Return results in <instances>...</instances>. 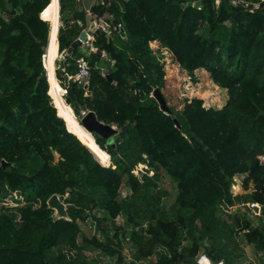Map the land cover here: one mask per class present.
<instances>
[{
    "label": "trees",
    "instance_id": "16d2710c",
    "mask_svg": "<svg viewBox=\"0 0 264 264\" xmlns=\"http://www.w3.org/2000/svg\"><path fill=\"white\" fill-rule=\"evenodd\" d=\"M59 5L67 19L57 34L62 53L88 25L81 0ZM56 6L55 0H0V264H101L84 255L87 246L125 264V240L136 261L198 264L205 255L212 264H234L240 232L263 253L264 264V1L93 0L90 27L108 14L112 26L123 23L126 37L94 33L97 50L76 45L56 60V77L64 82L65 74L76 73L77 58L88 61V92L69 79L65 99L116 126L111 144L69 131L52 103L50 95L68 108L57 100L53 74L48 92L42 64L49 24L58 26ZM153 41L192 79L205 70L227 90L226 102L205 107L194 97L180 110L162 111L151 95L165 82ZM53 49L49 37L47 54ZM93 145L104 157L92 153ZM138 164L146 166L139 176ZM162 173L176 188L168 211ZM237 176L240 194L231 190ZM124 184L129 198L120 195ZM52 195L66 204L60 216L48 204ZM136 197L143 209L134 205ZM238 202L259 205L258 225L246 213L228 211ZM88 217L101 237L81 233L77 221Z\"/></svg>",
    "mask_w": 264,
    "mask_h": 264
},
{
    "label": "rangeland",
    "instance_id": "374dc122",
    "mask_svg": "<svg viewBox=\"0 0 264 264\" xmlns=\"http://www.w3.org/2000/svg\"><path fill=\"white\" fill-rule=\"evenodd\" d=\"M59 22L60 25H62L60 13ZM150 46L158 55L162 56L165 71V82L160 90L165 98L168 107L170 106L174 110H180L187 99H192L194 97L201 98L205 107H210L212 105L220 106L226 102L228 98L227 90L217 87L211 81L209 75L197 73L194 74V79H192V77L184 72V70H182L181 67L174 61L172 55L168 51L163 48H159L158 44L155 43ZM65 96L66 90L64 89V101L66 100ZM213 101H215L216 103H214ZM76 118L77 120H79L78 116H76ZM70 127L74 128V122L70 124ZM116 137L117 135L113 137L111 143H113V140ZM110 164L111 160L109 159V163L105 166H108ZM144 171H146V166L143 164H138L133 170L134 174L137 176L141 175V173H143ZM150 174L151 172H149V175ZM240 179V176H237L234 179V184L231 187V190L234 194L243 193V189H241L240 187ZM159 187L166 193V195L162 199V204L165 206V209L167 211L171 210L176 195L175 183L166 174L162 173ZM120 195L122 197L128 198L132 196L129 187L126 184L121 187ZM132 201H134L135 206L141 207L142 209L144 208V204L142 201H140V197H136ZM22 205L23 202H20L18 204H15L14 207H20ZM245 205L243 206L242 203L238 202L237 204L229 207L228 211H239L241 213H246L247 217L251 220L252 225H258V217L260 215L259 205L255 204L252 208L251 204ZM63 207L65 208L66 204H63ZM247 207H250L252 210L247 209ZM94 214L99 217L101 216V211L98 209V207L94 209ZM124 221V215H120L116 218V223L118 225H122ZM77 223L83 235L87 237H91L92 235L101 237L96 221L92 217H88L86 218V220L82 221L78 220ZM242 235V232L235 235L237 246H235L234 252L237 255V258L234 264H260L263 253L255 246L254 243H248ZM130 247L131 245L129 241L125 240L122 246V255L125 264H130L131 262H134L135 264H152L154 262V258L142 259L138 261L134 260ZM65 252H67V250H65ZM82 252L89 259L96 260L101 264H113L115 262V258L105 257L99 251L89 246L83 248Z\"/></svg>",
    "mask_w": 264,
    "mask_h": 264
},
{
    "label": "water",
    "instance_id": "95a60500",
    "mask_svg": "<svg viewBox=\"0 0 264 264\" xmlns=\"http://www.w3.org/2000/svg\"><path fill=\"white\" fill-rule=\"evenodd\" d=\"M92 0H82L84 9L86 11H89V7L91 5ZM247 7L252 8L254 7L253 4H248ZM90 20V14H86V24L88 25ZM67 19H64L61 24L63 25ZM124 34V33H122ZM126 35V34H125ZM85 38L84 32L81 31L80 35L71 43V45L66 49L65 54H70L72 52L73 47L80 44L81 41ZM64 85H68V76L64 75ZM152 97L156 100L159 108L164 112H170L168 105L166 104L165 98L162 95V92L159 88H155L152 93ZM65 103L69 105L68 100H65ZM81 108V105L78 103H75L74 106L71 108L74 115L79 117L78 123L84 127L85 130H87L92 135H97L101 137L102 139L106 140L107 143H111L112 139L115 135L118 134V129L116 126L106 124L100 120L97 119L95 113L91 110H87L85 115L80 116L79 115V109ZM64 120V119H63ZM49 206H52L55 208V215L60 216V209L65 210L63 207V203L59 201V198L57 195H52L48 199Z\"/></svg>",
    "mask_w": 264,
    "mask_h": 264
},
{
    "label": "built area",
    "instance_id": "2783aa9c",
    "mask_svg": "<svg viewBox=\"0 0 264 264\" xmlns=\"http://www.w3.org/2000/svg\"><path fill=\"white\" fill-rule=\"evenodd\" d=\"M99 2L102 3V0H99ZM91 4H93V0ZM86 12L89 13V11ZM110 18L111 16H109L108 14L102 17H98L92 24V27H90V25L88 24V26L82 28L81 31L84 32L85 38L81 41V43H83V45L85 46V48L88 49L89 52H95L97 50L93 44L95 40L94 33L96 32H103L109 35L113 30H115L122 38L126 37L123 23L119 22L117 25L113 24L112 26ZM75 64H76V73L72 76H68V79H71L72 81L76 82L79 87H81L85 92H88L90 65L84 57L77 58ZM100 73L102 76L107 75L105 68L102 67H100ZM79 111H80L79 115L82 116L85 115L87 110L81 107ZM259 159L260 161H264V156H259ZM205 257H206L205 255H200V257L197 260L198 264H202L201 261L202 259H205Z\"/></svg>",
    "mask_w": 264,
    "mask_h": 264
},
{
    "label": "crops",
    "instance_id": "0c3cea01",
    "mask_svg": "<svg viewBox=\"0 0 264 264\" xmlns=\"http://www.w3.org/2000/svg\"><path fill=\"white\" fill-rule=\"evenodd\" d=\"M55 1L57 3L55 16H57V19H58V26L56 25V27H54L53 29H52V26H51V29H50V24H49L48 40H47V45H46V49H45V54L42 57V64H43V67L45 69L46 77H47V81H48V85H49L48 92L51 89V83H50V80H49V75L51 76L53 74L54 75L53 83H54V87H55V92H56V95L58 96L57 100H62L64 102V104L68 108H65V107L60 108V107H58L57 104H56V99L52 95H50L48 93L50 95V97H51L52 103L63 114L64 121H65L69 131H71L72 133L75 134L76 131H78V130L75 129V128L70 127L71 123L66 121V116H70L71 115L70 116L71 119H72L71 122H76L77 124H79V123H78V120H77L76 116L74 115V113H73V111L71 109V106L68 105L67 103H65V101L63 99V93H64V88H63L64 86L63 85H64V82H61V80H59L56 77V69H57L56 60H63L64 56L66 54H65V52L59 53V51H58L57 34H58L59 27L62 26V25H60V22H59V8H60L59 0H55ZM40 17L42 18L41 13H40ZM43 20H45V19H43ZM51 20H52V16H51ZM49 37L52 38V43H53L54 49H53V51L50 52V54H47ZM153 42L155 44H158V42H156V41H153ZM158 46H159V44H158ZM47 55H49V56H47ZM100 66L106 69V68H108L109 65L106 63L105 59L103 58V60L100 62ZM197 73H202V74H207L208 75V73L205 70H203V69L195 70L194 74H197ZM68 81H69V79H68ZM213 102L216 103L215 101H213ZM220 106H222V105H220ZM220 106H213V107H220ZM68 124H69V126H68ZM93 146H95V145H93Z\"/></svg>",
    "mask_w": 264,
    "mask_h": 264
},
{
    "label": "bare ground",
    "instance_id": "6f19581e",
    "mask_svg": "<svg viewBox=\"0 0 264 264\" xmlns=\"http://www.w3.org/2000/svg\"><path fill=\"white\" fill-rule=\"evenodd\" d=\"M56 22L58 23V19H56ZM74 128L77 130H81L82 133L89 135L90 133L84 129V127H81V125L77 124L76 122H74ZM91 151L92 153H97L100 154L101 157H104L103 154H101L98 149L95 146H91ZM202 264H212L206 257L205 259H202L201 261Z\"/></svg>",
    "mask_w": 264,
    "mask_h": 264
}]
</instances>
